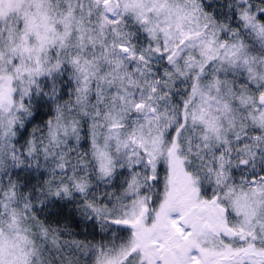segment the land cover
<instances>
[{"label": "snow or ice", "instance_id": "6c2138e0", "mask_svg": "<svg viewBox=\"0 0 264 264\" xmlns=\"http://www.w3.org/2000/svg\"><path fill=\"white\" fill-rule=\"evenodd\" d=\"M0 264H264V0H0Z\"/></svg>", "mask_w": 264, "mask_h": 264}]
</instances>
